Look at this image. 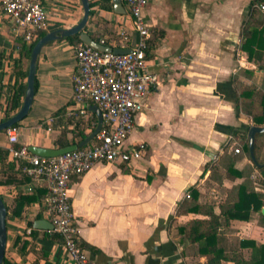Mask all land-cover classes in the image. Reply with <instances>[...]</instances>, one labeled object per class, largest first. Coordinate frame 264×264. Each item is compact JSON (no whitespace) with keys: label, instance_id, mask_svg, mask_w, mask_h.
<instances>
[{"label":"crops","instance_id":"obj_1","mask_svg":"<svg viewBox=\"0 0 264 264\" xmlns=\"http://www.w3.org/2000/svg\"><path fill=\"white\" fill-rule=\"evenodd\" d=\"M42 1L47 12L46 34L81 23V0ZM89 1L86 33L98 42L105 39L114 44L124 32L128 48L138 43L139 34L125 0V14L114 11V0L111 10L103 9L101 0ZM260 1L148 0L143 10L151 33L146 61L159 83L143 99L144 107L125 143V147L146 144V155L132 165L99 163L70 182L80 245L96 264H206L207 257L179 230L192 219L204 218L185 211L192 191L199 194L200 204L213 206L220 214L229 191L249 183L263 197L264 208V176L245 153L242 140L245 129L253 126L252 117L241 105L249 100L240 98L246 87L264 94V70L241 51L242 30L252 4L264 16ZM21 38L0 7V123L14 116L25 100L30 59L20 51ZM76 44L65 38L42 49L37 90L29 114L18 125L15 148L57 149V139L64 131L71 138L78 131L91 134L96 128L95 105H88L90 116L84 118L72 102ZM19 68L25 72L21 78H17ZM17 85L22 91L19 106L7 116ZM10 147L7 132H0V149L9 153L0 169L10 163L15 172L24 175L23 163L12 158ZM231 171L241 175L228 178ZM19 192L37 194L38 200L26 205L21 216H13ZM46 194V187L32 180L19 186H0V195L11 207L5 259L13 264H75L60 235L36 225L38 221L51 223L44 213ZM262 209L249 221H232L224 230L229 244L244 240L264 244ZM242 252L248 257V249Z\"/></svg>","mask_w":264,"mask_h":264},{"label":"built area","instance_id":"obj_2","mask_svg":"<svg viewBox=\"0 0 264 264\" xmlns=\"http://www.w3.org/2000/svg\"><path fill=\"white\" fill-rule=\"evenodd\" d=\"M136 31L138 43L128 48L127 35L110 44L98 42L113 49H130L127 54L103 52L80 41L75 45L76 71L73 75L72 102L84 118H89V104L97 106L103 115V126L96 137L85 147L63 155L45 158L30 152L27 147L15 148L19 128L6 130L10 155L22 162L23 174L39 186H45L44 213L49 217L53 231L60 235L64 247L75 264H96L80 245V230L71 204V178L83 176L99 163L135 164L142 160L147 145L125 147L136 115L143 109V99L158 85L159 77L150 70L146 50L151 37L143 10L148 0H125ZM5 17L14 24L26 43L31 45L39 33L47 28V12L42 0H0ZM264 10V5H261ZM236 153L240 149H235ZM190 198V193L186 195ZM30 233V231H28Z\"/></svg>","mask_w":264,"mask_h":264},{"label":"trees","instance_id":"obj_3","mask_svg":"<svg viewBox=\"0 0 264 264\" xmlns=\"http://www.w3.org/2000/svg\"><path fill=\"white\" fill-rule=\"evenodd\" d=\"M264 4V0L260 1ZM103 9L111 10L113 8L112 0H101ZM45 32L38 34L37 39L28 45L24 38L21 39L20 51L29 60L34 45L44 36ZM91 37L98 42L96 37L90 34ZM70 41L80 42L79 35L68 38ZM147 51V50H146ZM241 51L246 55L249 62L258 65L264 70V16L261 17L256 4H252L251 13L248 21L244 24L242 30ZM17 78L24 76L20 68L17 70ZM250 73V72H249ZM37 90V79L35 78V91ZM21 87H15V93L9 102L7 116L15 111L19 106L21 98ZM240 98L249 100L242 102V108L246 114L253 119V126L264 127V94L258 92L255 88L246 87L241 90ZM259 103L260 111L256 113V103ZM241 103V101H240ZM96 121V118H95ZM19 125L16 124L14 127ZM79 126V125H78ZM252 126V127H253ZM251 127L245 129L243 135L245 153L251 157L249 148V132ZM64 131L57 139L59 148H65L72 145H77L84 141L90 134L77 132L71 138ZM78 138L79 141H75ZM264 149V133L256 134L255 137V166L262 172L264 176V160L261 159V152ZM9 153L0 149V162H4ZM232 174L228 178H236L241 175L239 172L231 171ZM31 181L30 178L15 172L14 165L7 163L5 169H0V186H19ZM193 192L192 201L185 205L187 212H192L204 216V218H196L179 227L184 238L191 244L198 246V252L201 256L207 257L206 264H215L216 261H230L234 264H264V244H256L252 240L237 241L236 243L228 242L225 238L224 230L228 229L234 220L249 221L254 212H260L263 206V197L255 193L249 183L239 184L229 191L227 200L220 205V214L214 212V207L210 205H202L198 202L199 194ZM3 199V196L0 195ZM38 200L37 194L27 195L19 192L15 195V206L11 207L5 202L8 214L11 210L13 216H21L26 205H29ZM261 218L264 216L260 213ZM248 249V257L242 250ZM3 264H13L7 259H4Z\"/></svg>","mask_w":264,"mask_h":264},{"label":"water","instance_id":"obj_4","mask_svg":"<svg viewBox=\"0 0 264 264\" xmlns=\"http://www.w3.org/2000/svg\"><path fill=\"white\" fill-rule=\"evenodd\" d=\"M81 2L84 8V16L79 25L69 30H57L55 32L48 33L34 45L30 57V66H29V73L27 79V90H26L24 103L21 109L14 116L0 123V132L6 131L7 129L20 123L29 114L35 96V78H36L38 58L42 49L49 43H52L53 41H57L60 39L70 38L79 35L81 41L103 52H114L116 54H127L131 52L130 49H125V50L118 48L113 49L110 46L101 45L98 42H96L91 37V35L86 33L85 29L87 27L90 17L91 3L89 0H81ZM114 11L117 14H125V9L123 7L122 0H114ZM92 110L98 116V124L96 128L93 130V132L84 141H82L77 145H72L69 147L57 148V149L31 147L30 152L40 157L52 158L85 147L96 137V135L101 131L103 126V115L101 110L97 106L92 107ZM259 133H264V127H258V126L251 127L249 132V148L253 160H255V154H254L255 137L256 134ZM262 213L264 214V208L262 209ZM7 217H8L7 207L5 205L4 200L0 196V264H3V261L5 259L6 247H7ZM36 225L40 229L42 228L53 229L52 224L47 221H38L36 222Z\"/></svg>","mask_w":264,"mask_h":264}]
</instances>
